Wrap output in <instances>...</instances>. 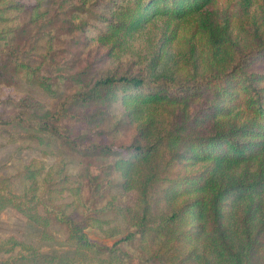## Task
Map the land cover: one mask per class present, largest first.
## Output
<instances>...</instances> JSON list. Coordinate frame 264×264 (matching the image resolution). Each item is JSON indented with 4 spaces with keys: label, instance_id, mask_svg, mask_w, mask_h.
I'll return each instance as SVG.
<instances>
[{
    "label": "rangeland",
    "instance_id": "obj_1",
    "mask_svg": "<svg viewBox=\"0 0 264 264\" xmlns=\"http://www.w3.org/2000/svg\"><path fill=\"white\" fill-rule=\"evenodd\" d=\"M74 1L79 2L0 1V48L9 50L0 55V64L6 65L0 68V176L7 184L0 183L23 200L26 211L39 215L28 217L10 205L0 208V264H204L193 257V249L201 250L195 227L199 220L182 214L169 219L186 198L170 197L166 187L177 172L208 164L169 157L178 147H158L140 158L121 148L148 144L179 122L183 132L206 134L217 118L230 121L236 108L211 116L208 105L214 98L203 90L137 107L124 100L138 89L115 86L88 101L71 95L103 75L192 81L214 69L221 54L213 55L198 12L171 18L155 0L120 14L130 20L124 28H95V18L86 26L70 23L72 16L64 8ZM15 2L27 6L16 7ZM206 9L208 21H226L223 30L230 42L218 53L232 50L235 55L264 41V0H210ZM16 55L24 64L15 62ZM44 117H50L51 129L77 145L104 143L121 152L85 154L76 144L32 126ZM257 162L223 167L237 175L245 168L253 171ZM147 168L164 178L144 181ZM44 203L81 226L90 241L117 249L106 253L77 247L67 225L45 213Z\"/></svg>",
    "mask_w": 264,
    "mask_h": 264
},
{
    "label": "trees",
    "instance_id": "obj_2",
    "mask_svg": "<svg viewBox=\"0 0 264 264\" xmlns=\"http://www.w3.org/2000/svg\"><path fill=\"white\" fill-rule=\"evenodd\" d=\"M154 1L79 0L67 4L64 11L72 16L70 19L67 17L70 23L74 22L79 26L90 25V20L95 18L98 22L94 21V24H91L95 28L101 26L124 28L130 20L120 14H130L134 8ZM209 1L156 0L157 6L162 5L164 12L171 18L192 12L200 14L198 20L212 41L213 55L221 54L214 69L209 68L203 76L188 82H177L165 77L158 81L144 82L135 75H103L94 79L87 89L77 91L71 97L77 101L97 99L103 94L106 95L107 89L119 86L129 90L138 89L137 92L128 94V98L124 100L127 103L132 101L137 107L141 104L143 106L163 101L164 98L176 101L177 98H187L203 90L214 98V103L208 105L211 107L208 110L211 116L217 113L227 115L235 107L230 121L217 118L212 130L206 134L183 132L184 124L179 122L168 130L156 133L148 144L132 142L123 146L121 150H127L130 155L140 158L158 147L165 149L178 147L169 157L172 154V156L176 155V158L183 157L191 162H206L208 164L206 167L177 172L167 179L166 189L170 197L185 195L186 198L178 206L179 208L171 210L168 218L176 216L180 218L182 214V216L191 215L199 220L195 227L200 233L201 250L193 249V257L204 264H264V163L262 162L264 159V41L248 44L235 51V55L232 50L218 53V50L225 42H230V39L224 34L226 23L224 19L222 24L207 20L210 11L209 9L203 11V8ZM241 1L248 2V0ZM36 4L37 2L30 6L34 7ZM14 5L27 6L23 2H15ZM92 7H95V10ZM8 53L9 50L0 48V55ZM21 57L24 58V55L21 54ZM14 60L24 64L23 59L18 55ZM5 66L4 61L1 62V70ZM49 119L50 117L39 119L33 122L32 126L41 129V134L58 135L62 140L77 145V142L75 143L67 135L51 129L47 123ZM195 119L196 117L193 116L192 120ZM77 146L85 154L115 151L104 143H79ZM118 152L121 151L116 150L114 153L118 155ZM251 161H258L253 171L245 168L237 175L225 173L227 167H223L224 165ZM148 170L149 168L143 177L144 181L153 182L164 178L158 175L159 171ZM0 181L7 184L6 177L0 176ZM31 203L35 206V201ZM22 204L23 200L9 189H4L0 183V208L10 205L18 208L28 217L39 216L35 210L26 211ZM225 206H232L233 211L230 212ZM178 210L181 211L180 214ZM44 211L54 214L56 220L67 225L68 236L75 241L77 247L93 246L106 253H112L114 248L117 249L90 241L81 226L71 223L69 218L62 216L55 205L44 203ZM187 232L191 236L192 233ZM7 249L8 247L4 250Z\"/></svg>",
    "mask_w": 264,
    "mask_h": 264
}]
</instances>
